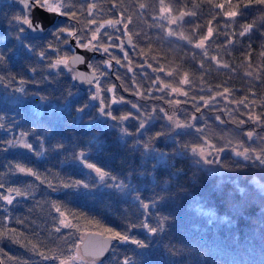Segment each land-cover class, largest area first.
<instances>
[{
	"label": "trees",
	"instance_id": "trees-1",
	"mask_svg": "<svg viewBox=\"0 0 264 264\" xmlns=\"http://www.w3.org/2000/svg\"><path fill=\"white\" fill-rule=\"evenodd\" d=\"M58 6L57 22L31 38L26 13L0 0L2 264H60L88 230L129 237L97 264H264V2ZM93 33L94 101L92 86L49 69L71 54L70 38L83 46ZM208 146L217 169L191 154Z\"/></svg>",
	"mask_w": 264,
	"mask_h": 264
},
{
	"label": "water",
	"instance_id": "water-1",
	"mask_svg": "<svg viewBox=\"0 0 264 264\" xmlns=\"http://www.w3.org/2000/svg\"><path fill=\"white\" fill-rule=\"evenodd\" d=\"M13 5L19 8L23 12L29 11V20L33 21V24L41 25L40 30L37 31L29 24L26 25V33L31 38L43 37L48 28L57 22L60 18V12H48L47 9L38 8L36 6L28 7L25 5L24 0H10ZM31 2V0H29ZM242 7L245 9L247 4L244 3ZM177 19L184 18L183 14H178ZM123 42L129 51L132 50L131 38L128 34L123 37ZM70 43L73 46L72 53L67 57L68 65L75 69L74 82L79 86L81 90H85L91 86L97 80V73L90 65V59L97 52L95 45L86 44L89 47H83L75 43L74 39H70ZM81 58L79 61H74L73 58ZM114 235L103 234L99 231L89 230L85 233L83 239L78 245L80 254L86 258L95 262H101L104 260L113 245V242L117 238H113ZM103 249V254L100 255V251ZM0 264H2L0 259Z\"/></svg>",
	"mask_w": 264,
	"mask_h": 264
},
{
	"label": "rangeland",
	"instance_id": "rangeland-1",
	"mask_svg": "<svg viewBox=\"0 0 264 264\" xmlns=\"http://www.w3.org/2000/svg\"><path fill=\"white\" fill-rule=\"evenodd\" d=\"M59 1L60 0H49L50 3H52L53 5H57L59 4ZM59 7V6H58ZM26 18L25 19H28L29 17V11L26 12ZM168 15V14H167ZM177 17V16H176ZM175 20V15L174 16H168V21L170 23H172L173 21ZM178 20H181V19H178ZM24 20H22V23ZM25 24V23H24ZM26 25V24H25ZM95 36V34H91L90 37L91 39L90 40H87V44H92V39L93 37ZM72 37V36H71ZM70 39H73V38H70ZM91 42V43H90ZM120 43L122 44V41H120ZM199 43H201V40L198 41L197 43V46L199 47ZM97 50V49H96ZM102 53L106 54L107 55V52L106 51H103L101 50ZM97 53V52H96ZM95 53V54H96ZM70 55V54H69ZM62 59H67V56H58L55 58V60L53 61V63H51L49 69H56L58 67L60 68H64L66 69L69 73H70V76H72V79L74 78V70L73 68H71L68 64H57V61L58 60H62ZM97 82H98V79H97ZM97 82L95 81L93 85H91L94 89V93L92 94V100H97L100 96V93H99V85L97 84ZM37 106V105H36ZM102 106V105H101ZM100 116L103 118V119H106L108 118L107 114L103 112V107H101V111H100ZM169 122L173 123V127L177 128V127H182V124L181 123H175L177 120L176 118H173L172 116H167ZM173 118V119H172ZM109 125L110 122L108 123ZM18 145L19 147H22V148H27L25 147L26 145V141L24 139H20L19 142H18ZM157 152L151 150L149 151V154H156ZM191 154L194 157V160L195 158L197 157L198 160H200L202 166L208 168V169H217V164L215 162V159H216V156H217V152L210 146L208 147H204V148H198V149H193ZM163 156L162 154L160 155V159H162ZM78 162V164H77ZM76 164L79 165V167L83 168V169H88V170H91L92 172L96 173L98 178H100L101 174L97 173L96 170L94 168H90L88 167L87 164L83 163L82 160L80 158H78ZM102 180V178H100ZM103 180L105 181V176H103ZM106 182V181H105ZM103 183V181H102ZM107 188H110V189H114V190H117L120 194L122 195H125V194H129V191L126 187V185H124L123 183L121 182H114V180H111L109 181L108 183L105 184ZM126 196V195H125ZM63 220H61L62 222ZM89 231V230H88ZM94 231H97V230H94ZM87 232V231H86ZM84 232L83 234H81V239L78 241L76 247H75V251L73 253V255H71L69 258L67 259H64L60 262V264H97L98 262H95L91 259H86L84 258L81 254H80V251H79V248H78V245L79 243L81 242V240L83 239L85 233ZM100 232V231H99ZM103 233V232H102ZM103 234H107V233H103ZM117 240V239H116Z\"/></svg>",
	"mask_w": 264,
	"mask_h": 264
},
{
	"label": "snow or ice",
	"instance_id": "snow-or-ice-1",
	"mask_svg": "<svg viewBox=\"0 0 264 264\" xmlns=\"http://www.w3.org/2000/svg\"><path fill=\"white\" fill-rule=\"evenodd\" d=\"M24 2H25V5L28 6V7L36 6L38 8L47 9L48 12H56V11L59 10V7L57 5H53L52 3H50L49 0H31V2H29V0H24ZM261 2H264V0H261ZM220 7H223V6L220 5ZM227 15L228 16H236L237 15V12L236 11H232V12L227 13ZM23 22L25 24H29L31 27H33L37 31L40 30L41 25H39V24H33V21L32 20L24 19ZM251 27H252L251 25H248L244 29V31L245 32L249 31L251 29ZM243 34L244 33H241V35H243ZM209 35H211V29H209ZM93 39H95V36L93 37ZM199 46H203V44L201 43V45H199ZM83 47H86L87 48V47H89V45H83ZM105 51H107V49H105ZM73 59H74V61H79L81 58L76 57V58H73ZM67 63H68V60L67 59H62V60H58L57 61V64H67ZM185 82H187V81H185ZM173 91H176V89H173ZM225 91H227V90H225ZM257 119H259V118L257 117ZM141 127H143V125H141ZM248 135L251 136L252 134L249 133ZM25 147H30V145H25ZM237 154L238 155H244V153H237ZM88 167L94 168V165H88ZM19 171H21V172H26L27 171L29 173L31 172L30 169H27L26 170L24 168H20ZM96 171L98 173L100 172L99 169H96ZM101 178H103L102 174H101ZM0 187H2V185H0ZM17 194L20 195L22 193L17 192ZM4 199L7 200L8 203H11L12 202L11 199L9 197H7V196H5ZM145 207H147V205H145ZM144 227H147V225H144ZM156 230L157 229H154V228H150L149 229V231H151V232H155ZM113 238H119V239L124 240V241H127L129 239L128 236H123L119 232L114 233ZM132 242L143 246L142 245V242H140V241L133 240ZM99 254L100 255L103 254V249H101V251H100ZM125 264H128V262L125 261Z\"/></svg>",
	"mask_w": 264,
	"mask_h": 264
}]
</instances>
